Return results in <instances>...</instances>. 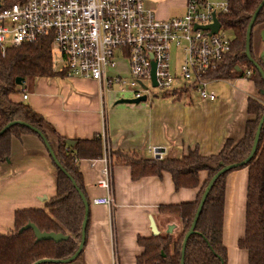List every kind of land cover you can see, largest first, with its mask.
<instances>
[{"label": "crops", "instance_id": "obj_1", "mask_svg": "<svg viewBox=\"0 0 264 264\" xmlns=\"http://www.w3.org/2000/svg\"><path fill=\"white\" fill-rule=\"evenodd\" d=\"M180 1L182 14L176 16L185 10L184 0ZM263 31L262 27L253 29L255 60L263 53ZM57 73L56 78L34 80L26 102L15 95L11 101L31 107L65 141L106 135L102 157L83 159L78 168L86 198L92 202L109 193L98 187L105 167L103 159H108L114 208L110 211L104 206L89 205L85 243L74 264H136L143 252L138 239L154 237L149 219L158 236L177 238L182 231L179 217L160 213L159 209L195 201L200 188L177 192L166 173L133 178L132 166L117 160L116 152L140 160H154L153 148L163 152L164 159H179L193 150L204 157L216 156L227 141L237 144L243 139L250 119L247 102L257 98L255 85L246 78L214 79L206 88L214 94L213 100L172 93L134 105L120 97L117 90L101 92L92 80L70 77L62 70ZM107 73H126V63L118 60ZM217 83L221 84L216 86ZM51 144L56 153L58 144ZM206 178L205 173H200L201 185ZM247 182L246 168L235 169L225 178L222 231L226 264H248L247 252L238 247L245 233ZM55 189L56 168L41 140L28 134L14 138L10 158L0 163V232L13 229L16 211L42 210L45 202L54 197Z\"/></svg>", "mask_w": 264, "mask_h": 264}, {"label": "trees", "instance_id": "obj_2", "mask_svg": "<svg viewBox=\"0 0 264 264\" xmlns=\"http://www.w3.org/2000/svg\"><path fill=\"white\" fill-rule=\"evenodd\" d=\"M261 1L228 0L230 11L220 21L233 36L231 52L222 66L210 74L212 79L219 80L251 78L259 97L260 94L264 96V83L245 56V38L251 16ZM257 27L264 29V8L255 20L254 28ZM251 54L253 57L252 39ZM256 61L261 64L260 58ZM247 71L251 72L250 77L245 76ZM57 74L53 71L50 38L26 43L20 48L8 49L4 56L0 51V131L7 124L20 121L39 129L45 136L46 128H49L55 135L49 124L31 107L12 102L11 96L22 93L21 89L27 81L56 78ZM17 80H21L22 83L17 85ZM247 104L250 119L246 123L243 139L237 144L227 141L216 156L204 157L197 150H193L179 159L157 161L140 160L137 156L128 157L125 156L126 154L116 152L117 160L132 166L133 178L160 176L166 173L171 176L177 192L181 189L200 188L195 201L160 207V213L179 217L182 231L176 240L171 235L156 236L150 239L139 238L138 244L143 252L137 258L136 264H181L182 244L208 182L223 167L244 161L251 151L258 123L264 114V106L255 99H249ZM27 134L36 136L28 129L16 125L0 136V163L10 158L12 140ZM46 138L48 139L47 136ZM58 139L55 153L57 161L71 177L86 202L89 205L92 204L86 198L85 185L78 163L83 159L101 158L102 140L98 137L91 140H75L74 146H68L64 139ZM48 141L52 146L49 139ZM53 166L55 167L54 164ZM243 168L248 170L246 224L244 236L239 239L238 247L247 252L248 264H264V125L254 158L247 165L236 169ZM200 173L207 175L202 185ZM228 173L217 179L206 198L194 233L187 239L184 264H226L227 251L223 245L222 228L225 178ZM84 218L85 206L80 195L68 177L56 168L54 197L45 202L42 210L16 211L13 218V229L0 235V264H35L42 260L69 259L78 250ZM28 223L35 225L40 232L62 234L67 237V240L59 243L52 240L38 242L32 230L20 231Z\"/></svg>", "mask_w": 264, "mask_h": 264}, {"label": "built area", "instance_id": "obj_3", "mask_svg": "<svg viewBox=\"0 0 264 264\" xmlns=\"http://www.w3.org/2000/svg\"><path fill=\"white\" fill-rule=\"evenodd\" d=\"M184 5L183 15L161 20L144 0H0V51L4 56L8 49L50 38L55 64L62 63L67 76L92 80L101 92L117 87L122 97L131 94L128 102L134 105L151 102L157 96L154 89L158 95L188 93L213 100L214 94L206 91L214 80L210 74L231 52L232 36L220 21L230 11L228 0H184ZM214 20L216 33L204 29ZM172 47L184 54L176 72ZM118 60L126 63V73L109 75ZM99 138L106 142L104 133ZM152 154L154 160H164L160 150L153 148ZM103 162L98 187L109 193L92 205L112 211L109 161L104 157Z\"/></svg>", "mask_w": 264, "mask_h": 264}, {"label": "water", "instance_id": "obj_4", "mask_svg": "<svg viewBox=\"0 0 264 264\" xmlns=\"http://www.w3.org/2000/svg\"><path fill=\"white\" fill-rule=\"evenodd\" d=\"M264 8V0H262L260 2V4L258 5L257 9L255 10V12L253 13V15L251 16L250 22L248 24L247 30H246V38H245V56L247 58V60L250 62L251 65H253V67L257 70V72L259 73V75L261 76V79L264 83V31L260 34L261 37V41L263 42V53L261 55L260 61L261 64L256 61L251 54V39L253 36V29H254V23L255 20L258 16V14L260 13V11ZM204 29H211L213 33H216L219 29V24L217 22V20H214V24L211 26H208L207 28ZM154 73H155V66L153 65V69H152V78L154 79ZM22 82L21 80H17L16 84L20 85ZM154 87H156V84L154 83ZM144 101V100H143ZM142 101V102H143ZM22 126L26 129H28L29 131H31L32 133H34L36 136H38V138L42 141L43 145L45 146L49 157L51 158L53 164L55 165V167L57 169H59L62 173H64L68 179L70 180V182L72 183L73 187L75 188V190L78 192V194L80 195L83 204L85 206V218L82 224V230H81V241L78 247V250L76 251V253L71 256L69 259L67 260H63V261H52V260H42V261H38L35 264H74L75 261L77 260V258L80 256L82 250H83V246L85 243V229H86V225H87V214H88V209H89V204L86 202V200L84 199L83 195L79 192L78 188L76 187L75 183L73 182V180L71 179V177L65 172V170L61 167V165L59 164V162L57 161L56 157H55V153L54 150L52 148V146L50 145L48 139L46 138V136L37 128L26 124L24 122H11L9 124H7L1 131H0V136L2 134H4L7 130H9L11 127L13 126ZM264 125V114L262 115L258 126H257V130L254 136V140H253V144H252V148L251 151L248 155V157L238 163V164H232V165H228L223 167L221 170H219L212 178L211 180L208 182L206 188L204 189V192L201 196V199L199 201V204L197 206L196 209V213L194 216V219L192 221V224L190 226V229L187 233V235L185 236V239L183 241L182 244V250H181V264H184V252H185V246H186V242L187 239L190 235H192L194 233V229L197 223V220L199 218V215L202 211L203 205L206 201L207 196L209 195L214 183L217 181V179H219L222 175L236 169L239 167H243L245 165H247L255 156L256 151H257V146H258V142H259V136H260V132L261 129ZM66 144L68 146H74L75 142L73 141H66ZM8 161V160H7ZM6 161V162H7ZM46 199L43 198V201H45ZM150 221V229H151V233L154 237L158 236L159 232L157 231V228L153 222L152 219H149ZM27 230H32L34 237L36 239V241H45V240H52L53 242L59 243L61 241H65L67 240V237L63 236L62 234H54V233H44V232H40L37 227L35 225H33L32 223H28L27 225H25L24 227L21 228V232L23 231H27Z\"/></svg>", "mask_w": 264, "mask_h": 264}, {"label": "rangeland", "instance_id": "obj_5", "mask_svg": "<svg viewBox=\"0 0 264 264\" xmlns=\"http://www.w3.org/2000/svg\"><path fill=\"white\" fill-rule=\"evenodd\" d=\"M180 2H181L180 0H144V6L146 9L152 10L156 14V17L158 19L166 20V19H170L172 17H175L176 15L182 14V10H180L182 4ZM183 7L185 8L184 3H183ZM159 13L164 14L165 16H168V17L167 18H161V16H159ZM230 35L232 36V34H230ZM232 38H233V36H232ZM183 58H184V54L182 53V51L180 49L178 50L177 48L172 47V49H171L172 69L179 71L180 66L183 62ZM55 63H56V59H53V71L55 73H57V71L59 72V70L63 67V64L62 63L55 64ZM246 79L251 80V78H246ZM33 82L34 81H27L25 83V86H24L25 88L23 87L21 89L22 93L15 95V97L20 96L21 98H23V96H26L28 98L29 97L28 88H30L32 86ZM179 83H181V82L179 81ZM220 84L221 83H217L216 86L220 85ZM114 90H117L119 92L117 87H115ZM152 91L156 95H158L160 93L159 89H154ZM165 95L166 94L155 96V97H163ZM120 97H121V95H120ZM123 97H125L126 99H130L131 94L127 93ZM253 99L257 100L258 103L263 104V106H264V96L262 94H260V97L257 95V98L254 97ZM46 136L54 145L58 144L59 139L52 133V131L49 128H46ZM5 233L6 232L4 230V232H0V235H4ZM176 239L177 238H175L174 240H176Z\"/></svg>", "mask_w": 264, "mask_h": 264}]
</instances>
